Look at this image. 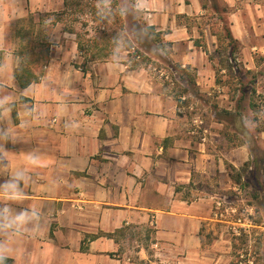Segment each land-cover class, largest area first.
I'll return each instance as SVG.
<instances>
[{
  "label": "crops",
  "instance_id": "1",
  "mask_svg": "<svg viewBox=\"0 0 264 264\" xmlns=\"http://www.w3.org/2000/svg\"><path fill=\"white\" fill-rule=\"evenodd\" d=\"M227 2L234 38L264 43V0ZM136 4L173 44V71L215 86L208 53L179 24L200 1ZM64 11L65 0H0V184L24 175L23 199L0 193V207L39 213L12 238L13 264H226L224 236L215 231L208 242L220 195L211 186L235 190L229 169L249 163V149L222 152L223 133L189 125L174 82L156 68L86 61ZM205 38L208 45L215 36ZM32 42L39 55L49 50V63L21 88L18 51Z\"/></svg>",
  "mask_w": 264,
  "mask_h": 264
},
{
  "label": "rangeland",
  "instance_id": "2",
  "mask_svg": "<svg viewBox=\"0 0 264 264\" xmlns=\"http://www.w3.org/2000/svg\"><path fill=\"white\" fill-rule=\"evenodd\" d=\"M84 1L93 2L96 8L76 14L81 23L76 24V29L81 33H89L87 38H102L100 48L107 46L109 56L99 60L125 61L134 66L156 68L163 79L174 82L172 90L189 125L198 131L208 129V135L223 133L222 140L216 139L222 152H229L240 146L249 149L252 160L239 170L229 169V173L238 182L235 190H217L215 181L214 187L211 186V190L220 195L215 200L217 221L211 224L215 225V229L211 230L208 242L212 243L217 237L214 235L215 231L218 236H224L227 241L225 250L228 251L226 264H264V61H260L264 52L259 47L264 46L263 41L252 40L248 47V41L240 42L236 39L237 49L230 57L229 42L219 43L218 36H225L226 27L231 29L233 7L229 6L227 0H199L200 11L178 21L189 27L188 32L197 37V46H202L207 51L215 72L216 84L208 88L193 87L180 70L173 71V68L178 67L171 56L173 44L163 43L161 33L159 37L162 43L151 40L153 36L150 35L159 32L156 28L150 30L149 18L137 9L136 0H115L118 10H113L111 3L109 10L103 0ZM186 2L189 3V0ZM70 18L69 12L64 19ZM95 18L100 22H95ZM84 23L88 26H84ZM169 31L171 30L166 29L164 32ZM206 33L210 37L215 36L214 42H209V47ZM254 46L257 49L254 50ZM180 49L184 51L185 45L180 46ZM187 73L195 81V73ZM179 79L188 81L186 86ZM253 91L257 93L252 95ZM241 98H245L242 103V123L245 126V121L250 122L249 127L245 126L249 130V137L239 129L238 123H231L225 114L226 111H234ZM250 99L257 104L258 110L252 111L249 108ZM230 167L232 166L229 164L228 168Z\"/></svg>",
  "mask_w": 264,
  "mask_h": 264
},
{
  "label": "trees",
  "instance_id": "3",
  "mask_svg": "<svg viewBox=\"0 0 264 264\" xmlns=\"http://www.w3.org/2000/svg\"><path fill=\"white\" fill-rule=\"evenodd\" d=\"M104 4V3H103ZM111 4H112V9L113 10H118V5L117 2L115 0H111ZM93 2H85L84 0H65V6H66V11H64V14L68 16V13H71V18L67 19L66 21V30L70 33L76 34L77 36V41H78V47H79V51L81 52V54L85 57V60H89V61H93V60H97L98 58H104V57H108L109 56V52L108 47L106 46L104 49L100 48V44H101V37H91V38H87V36H89V33H81L78 32L76 29V24L80 23L79 21V17L76 16V14H81L82 12H84L86 9L89 10H93L95 9V4L93 5L94 7H92ZM217 9V6L215 7ZM120 18V17H119ZM96 19V18H95ZM119 22L121 21L120 19H117ZM100 22V20L96 19L95 22ZM94 22V21H93ZM81 24V23H80ZM85 24V25H84ZM84 26H88L90 25V22L88 21V25L86 23H84ZM153 27H150V30H153ZM225 36L220 37L218 36V34H215L216 36H218L219 39V43L224 44L226 41L229 42L228 46L230 48V54L229 56L232 57L237 49V45H238V41L234 38L233 33L231 31V29H229L228 27H226L225 29ZM104 34V33H102ZM156 35H150L153 36L152 37V41L154 43H162V41H160V33H155ZM225 41V42H224ZM221 44V46H222ZM37 44L35 43H30V44H26L25 46H22L19 51H18V56L20 57L21 61H20V65L16 71V78L19 82V85L21 86V88H26L29 85H31L34 82H38L40 80V78L44 75L45 73V67L48 65L49 63V50H47L46 55H39L36 53V49H37ZM162 47V46H161ZM104 50L106 52H104ZM207 52V51H206ZM2 58V52H0V60ZM260 61H264V57H260ZM250 72V71H248ZM186 73V74H185ZM182 74L186 80V78L188 79V81L190 82L191 85H193V87L196 86V83L194 81V79L187 75V71L184 70L182 71ZM187 81V82H188ZM256 91L252 92V95L256 94ZM245 100V98H241L238 102L237 105L235 107L234 111H226L225 114H227V116L229 117L230 122L232 123H238L239 124V129L243 132V134L246 137H249L250 133L249 130L243 125L242 123V111L244 110V106L242 105L243 101ZM249 108L252 111H256L258 110V106L257 104L250 99V103H249ZM229 121H227V123L230 124ZM263 130V129H261ZM260 130V131H261ZM238 184V182H236ZM6 264H13V260L9 259L6 261Z\"/></svg>",
  "mask_w": 264,
  "mask_h": 264
},
{
  "label": "clouds",
  "instance_id": "4",
  "mask_svg": "<svg viewBox=\"0 0 264 264\" xmlns=\"http://www.w3.org/2000/svg\"><path fill=\"white\" fill-rule=\"evenodd\" d=\"M103 3L106 7H109L111 0H103ZM5 102L6 98L0 99V106ZM249 124L250 122L245 121L246 127H249ZM29 163L35 165L37 163L36 158L30 156ZM23 179L24 175L22 172L15 173L10 180L0 184V193L5 194L9 200H22L24 193L20 187V183ZM33 220H39V213L35 208H32L31 211H15L8 205L0 207V264H6V261L12 258V238L20 233L21 229L26 228Z\"/></svg>",
  "mask_w": 264,
  "mask_h": 264
}]
</instances>
